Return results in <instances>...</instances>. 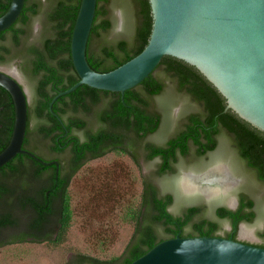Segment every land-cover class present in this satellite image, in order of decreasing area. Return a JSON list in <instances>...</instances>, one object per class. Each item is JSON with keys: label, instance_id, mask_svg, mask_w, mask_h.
Here are the masks:
<instances>
[{"label": "trees", "instance_id": "16d2710c", "mask_svg": "<svg viewBox=\"0 0 264 264\" xmlns=\"http://www.w3.org/2000/svg\"><path fill=\"white\" fill-rule=\"evenodd\" d=\"M10 1L0 0V16ZM80 1L25 0L17 20L0 32V65L16 63L34 88L22 148L47 161L41 164L21 153L0 167V247L27 242L52 246L64 243L72 223L70 182L85 163L109 151L126 154L136 166L137 154L145 161L158 158L152 176L161 177L174 174L180 158L197 159L216 150L218 137L223 135L253 179L264 184V133L226 109V100L217 89L195 67L175 57L164 56L146 79L123 95L80 85L56 98L50 109L57 93L79 81L70 41ZM110 3L96 0L86 46L87 62L98 72L111 71L140 53L151 32L149 0H130L134 17L130 39L107 40L112 27ZM37 17L39 33L32 39ZM167 80L177 94L195 103L198 111L181 118L175 132L156 144L146 138L162 124L154 98L166 91ZM31 118L36 121L33 129L29 128ZM13 123L12 99L0 87V152L10 139ZM76 132H82L83 137ZM44 150L52 156L46 158ZM107 173L96 183V194L109 210L120 211L122 219L132 226L129 240L116 257L100 259L76 253L66 264H130L159 242L177 235L236 240L239 224L251 223L256 217L254 200L239 192L235 209L215 208L216 217L230 225L220 235L219 223L205 217V205H191L173 214L169 211L172 194H162L152 178L142 177L135 201L128 192L119 194L116 174L112 169ZM13 206L28 213L22 231L17 230L19 222L13 217ZM259 237L261 243L254 245L264 248V226Z\"/></svg>", "mask_w": 264, "mask_h": 264}, {"label": "water", "instance_id": "95a60500", "mask_svg": "<svg viewBox=\"0 0 264 264\" xmlns=\"http://www.w3.org/2000/svg\"><path fill=\"white\" fill-rule=\"evenodd\" d=\"M24 2L10 1L0 16V32L17 20ZM149 4L152 26L145 47L117 68L98 72L86 59L96 0L80 1L70 41L79 81L57 93L50 109L56 98L80 85L123 95L169 55L195 67L225 98L226 109L264 133V0H149ZM13 70L14 75L0 70V87L9 93L14 107L12 133L0 152V167L21 153L47 164L22 148L28 98ZM180 187L183 190L181 182ZM237 204L234 200L232 209ZM130 264H264V248L231 238L177 235Z\"/></svg>", "mask_w": 264, "mask_h": 264}, {"label": "rangeland", "instance_id": "374dc122", "mask_svg": "<svg viewBox=\"0 0 264 264\" xmlns=\"http://www.w3.org/2000/svg\"><path fill=\"white\" fill-rule=\"evenodd\" d=\"M109 10L112 27L106 36L107 40H129L134 25L133 6L130 0H111ZM39 20V17L34 20L32 39L38 36ZM14 68L17 71L16 77L26 90L28 106L32 107L35 95L29 79L20 72L14 62L0 65V70L7 73ZM166 83L168 85L166 91L154 98L156 110L162 114V124L156 133L146 138L147 141L158 144L175 132L181 118L198 111L195 103L177 94L168 80ZM35 124V119L31 118L29 128L33 129ZM92 127L96 128V125L92 124ZM76 134L82 137V132ZM218 143L216 150L201 158L189 160L180 158L175 166L176 172L161 177L152 176L157 169V158L145 161L142 155L137 154L138 166H136L126 154L109 151L103 157L90 160L73 176L69 185L72 223L66 241L56 246L45 242H27L0 247V264H66L76 253H84L100 259L118 256L129 240L132 226L122 219L120 211L109 210L104 204V199L99 198L95 190L96 183L101 178L107 177V171L111 169L116 174L119 194L124 195L128 192L135 201L140 192L142 177H150L162 194H172L173 203L169 207L171 213L180 214L184 208L191 205H205V217L219 223L220 235L228 231L230 225L227 220L216 217L215 208L224 206L232 209L233 201H237V194L247 193L255 202L256 217L251 223L241 224L242 229L238 228L237 239L253 245L260 244L259 232L264 226V184L253 179L226 137L219 136ZM42 154L46 158L52 156L46 150L42 151ZM216 167H222L234 179L231 189L224 190L219 187V192L210 198H206L200 191L183 192L180 182L185 174L200 177ZM8 181L13 182L10 179H7ZM11 211L19 222L17 230H24L28 219L27 211L23 213L14 206Z\"/></svg>", "mask_w": 264, "mask_h": 264}, {"label": "bare ground", "instance_id": "6f19581e", "mask_svg": "<svg viewBox=\"0 0 264 264\" xmlns=\"http://www.w3.org/2000/svg\"><path fill=\"white\" fill-rule=\"evenodd\" d=\"M9 73L14 75L15 70L10 71ZM233 185L234 179L229 176L222 167H216L200 177H194L186 174L181 180V186L184 191L192 192L196 190L206 196H213L217 194L220 190L219 187L224 190H229L233 187Z\"/></svg>", "mask_w": 264, "mask_h": 264}, {"label": "flooded vegetation", "instance_id": "af4514ba", "mask_svg": "<svg viewBox=\"0 0 264 264\" xmlns=\"http://www.w3.org/2000/svg\"><path fill=\"white\" fill-rule=\"evenodd\" d=\"M89 117V116H88ZM87 118V117H86ZM82 137H83V135H82ZM81 137V138H82ZM156 144H158V143H156ZM32 154H34V153H32ZM35 155V154H34ZM35 157H37V158H39L37 155H35ZM33 159H35V158H33ZM40 160H42L41 158H39ZM156 159V158H155ZM158 159V158H157ZM36 161H38L37 159H35ZM42 161H45V160H42ZM39 162V161H38ZM46 163H47V161H45ZM160 162V160L158 159V163ZM39 163H41V162H39ZM42 164V163H41ZM46 165V164H45ZM64 172V171H63ZM236 240H238L237 239V234H236Z\"/></svg>", "mask_w": 264, "mask_h": 264}]
</instances>
